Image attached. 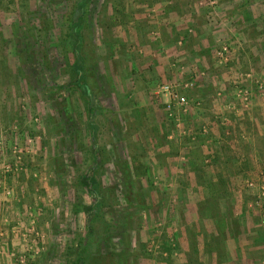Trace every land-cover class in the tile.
<instances>
[{"label": "rangeland", "instance_id": "rangeland-1", "mask_svg": "<svg viewBox=\"0 0 264 264\" xmlns=\"http://www.w3.org/2000/svg\"><path fill=\"white\" fill-rule=\"evenodd\" d=\"M77 3L0 0V256L264 264V0H89L87 92Z\"/></svg>", "mask_w": 264, "mask_h": 264}, {"label": "crops", "instance_id": "crops-1", "mask_svg": "<svg viewBox=\"0 0 264 264\" xmlns=\"http://www.w3.org/2000/svg\"><path fill=\"white\" fill-rule=\"evenodd\" d=\"M226 4H228V2ZM201 14H203V13H201ZM195 15L197 16L196 13H195ZM189 20H191V21H189L188 24L192 23L194 25V28L196 29V31H195L196 34L195 35L187 33V30H186V28H187L186 26L187 25L185 26V24H183V26L180 29H182L183 27L184 28L181 31L178 32L177 30L180 27L179 23H181L180 21L176 22L177 25H174V27H172V29H175V32L177 31L178 35L180 37H182L181 35H184V37H185V38L183 37L185 39V41H184V47H185L184 51L187 52L188 50H190V51H192V53H196V49L200 48V51L198 50V52L202 53L203 49H201V48L206 49V46H208L209 43L211 42L210 41V35H209L208 32H203V27H204L203 25L204 24L202 23V19L201 18H199V19L192 18V19H189ZM200 23H202L201 24L202 26L200 25ZM197 32H199V34H197ZM250 32L251 31H248V33H247L248 37L256 35V33L254 31H252V33H250ZM253 51H255L254 53H259L260 52V53L263 54V45H262V43L261 42L256 43V45L253 46ZM0 240L2 241V244H3V242H4L3 238L0 239ZM2 244L0 245V248H1ZM0 264H10L9 257H7L5 254H2L0 256Z\"/></svg>", "mask_w": 264, "mask_h": 264}, {"label": "trees", "instance_id": "trees-1", "mask_svg": "<svg viewBox=\"0 0 264 264\" xmlns=\"http://www.w3.org/2000/svg\"><path fill=\"white\" fill-rule=\"evenodd\" d=\"M89 0H78L76 9L73 11V15L71 17V24H70V30H69V37H70V41L73 45V47H75L74 52H75V59L72 65V70L75 72V75L77 76V81L79 83V85L82 86V89L85 90V92H87V87L85 84V78L83 77V71L82 69L84 68L83 66V59L80 55H78V51L80 48V44H81V28L83 26V7L86 6L87 2ZM90 96V95H88ZM91 99V97H90ZM96 189L93 190V193L95 194V204L93 206H98L100 205V199L99 197L96 195ZM97 211V210H96ZM81 257H79L78 259H80ZM81 260V259H80Z\"/></svg>", "mask_w": 264, "mask_h": 264}, {"label": "built area", "instance_id": "built-area-1", "mask_svg": "<svg viewBox=\"0 0 264 264\" xmlns=\"http://www.w3.org/2000/svg\"><path fill=\"white\" fill-rule=\"evenodd\" d=\"M193 83L192 80H187L183 83V88L187 89L192 87ZM169 86H165L164 89L167 90ZM245 94V93H243ZM172 98H173V102L176 103L177 105H185L187 103V98L184 95H180L178 93H174L172 94ZM245 98V97H244ZM247 98V96H246ZM171 102H168L167 107L170 108L171 107ZM9 168V166H7Z\"/></svg>", "mask_w": 264, "mask_h": 264}]
</instances>
